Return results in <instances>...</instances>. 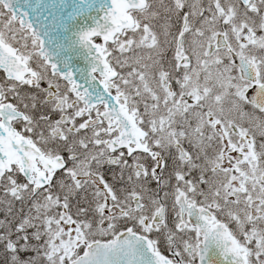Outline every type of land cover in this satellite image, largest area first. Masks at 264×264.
<instances>
[{"label":"snow or ice","instance_id":"obj_1","mask_svg":"<svg viewBox=\"0 0 264 264\" xmlns=\"http://www.w3.org/2000/svg\"><path fill=\"white\" fill-rule=\"evenodd\" d=\"M0 71L4 264H264V0H0Z\"/></svg>","mask_w":264,"mask_h":264},{"label":"flooded vegetation","instance_id":"obj_2","mask_svg":"<svg viewBox=\"0 0 264 264\" xmlns=\"http://www.w3.org/2000/svg\"><path fill=\"white\" fill-rule=\"evenodd\" d=\"M206 2H207V0H205V3ZM171 55H172V53L169 51L168 52V56L171 57ZM2 77H3V72L0 71V78H2ZM0 82H2V80H0ZM46 87H47L46 83L42 82L41 83V88H46ZM36 91H37L36 89H32V88H29L28 86H24V92L25 93H34ZM113 94H115L114 90H113ZM9 101L10 102H14V101L11 100V97H9ZM141 110H142V106H141ZM244 111L249 113L250 116L254 117L256 119V121L264 120V113H260L258 110H253L250 105H244ZM235 115H236V118L239 119L238 114H235ZM53 118H56V117H53ZM241 123H243L244 127H249L250 126L249 117H245L244 120L241 121ZM16 127H17L18 130H21V125L17 124ZM257 139L259 141L260 138L258 137ZM231 155L235 156L237 154L236 153H231ZM130 162H131V159H130ZM143 162L145 163L146 166H149V167L152 164V161H151L150 158H146ZM169 163L171 164V161H169ZM20 179L22 180L23 177H20ZM152 187H155V185L153 184ZM159 247H160L161 253L163 255L169 256V258H171L170 257V253L168 251V247H167L166 241L161 240Z\"/></svg>","mask_w":264,"mask_h":264},{"label":"rangeland","instance_id":"obj_3","mask_svg":"<svg viewBox=\"0 0 264 264\" xmlns=\"http://www.w3.org/2000/svg\"><path fill=\"white\" fill-rule=\"evenodd\" d=\"M0 195H1V192H0ZM20 204L17 202L15 205H14V210L16 212H19L20 210ZM5 214H6V209L3 207V206H0V220H4L5 219ZM9 219H11V217H9ZM31 231V230H29ZM30 255V254H28Z\"/></svg>","mask_w":264,"mask_h":264},{"label":"water","instance_id":"obj_4","mask_svg":"<svg viewBox=\"0 0 264 264\" xmlns=\"http://www.w3.org/2000/svg\"><path fill=\"white\" fill-rule=\"evenodd\" d=\"M21 2H22V0H21ZM17 8L19 11H25L26 10V9L20 8L19 4L17 5ZM73 66L77 67V68H83L85 66V62L83 61L82 58H78L77 62L74 63Z\"/></svg>","mask_w":264,"mask_h":264},{"label":"trees","instance_id":"obj_5","mask_svg":"<svg viewBox=\"0 0 264 264\" xmlns=\"http://www.w3.org/2000/svg\"><path fill=\"white\" fill-rule=\"evenodd\" d=\"M0 264H4V256L2 250H0Z\"/></svg>","mask_w":264,"mask_h":264}]
</instances>
